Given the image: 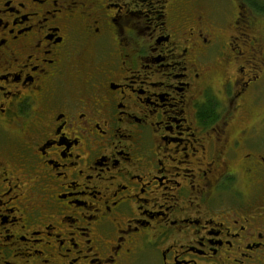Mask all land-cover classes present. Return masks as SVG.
<instances>
[{"label": "flooded vegetation", "instance_id": "af4514ba", "mask_svg": "<svg viewBox=\"0 0 264 264\" xmlns=\"http://www.w3.org/2000/svg\"><path fill=\"white\" fill-rule=\"evenodd\" d=\"M0 264H264V0H0Z\"/></svg>", "mask_w": 264, "mask_h": 264}, {"label": "rangeland", "instance_id": "374dc122", "mask_svg": "<svg viewBox=\"0 0 264 264\" xmlns=\"http://www.w3.org/2000/svg\"><path fill=\"white\" fill-rule=\"evenodd\" d=\"M216 1H218V3L221 4V2H225L226 0H216Z\"/></svg>", "mask_w": 264, "mask_h": 264}]
</instances>
